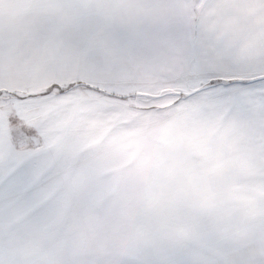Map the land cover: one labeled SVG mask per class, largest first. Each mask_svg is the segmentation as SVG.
Masks as SVG:
<instances>
[{
	"label": "snow or ice",
	"instance_id": "1",
	"mask_svg": "<svg viewBox=\"0 0 264 264\" xmlns=\"http://www.w3.org/2000/svg\"><path fill=\"white\" fill-rule=\"evenodd\" d=\"M0 264H264V0H0Z\"/></svg>",
	"mask_w": 264,
	"mask_h": 264
}]
</instances>
